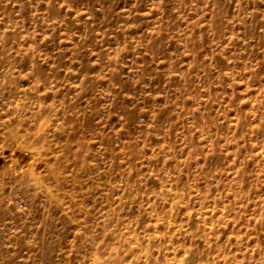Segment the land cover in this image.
<instances>
[{"label": "rangeland", "instance_id": "1", "mask_svg": "<svg viewBox=\"0 0 264 264\" xmlns=\"http://www.w3.org/2000/svg\"><path fill=\"white\" fill-rule=\"evenodd\" d=\"M0 264H264V0H0Z\"/></svg>", "mask_w": 264, "mask_h": 264}]
</instances>
